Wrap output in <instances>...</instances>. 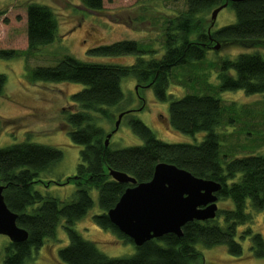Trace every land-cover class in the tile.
Returning <instances> with one entry per match:
<instances>
[{
    "label": "trees",
    "instance_id": "trees-1",
    "mask_svg": "<svg viewBox=\"0 0 264 264\" xmlns=\"http://www.w3.org/2000/svg\"><path fill=\"white\" fill-rule=\"evenodd\" d=\"M103 1L83 0V4L89 10L99 12L104 6ZM186 1L185 10L165 20L164 53L161 56L152 55L156 51L149 50L147 45L135 39H124L93 47L91 52L113 57L136 55L135 62L130 65L92 63L64 55L56 65L28 69L29 78L34 82L83 85L72 96L78 109L67 112L65 117L72 142L82 146L80 162L76 174L65 182L58 180L59 183L72 181L77 190L72 198L62 201L44 195L36 187L37 184L53 182L45 181L41 176L63 158L62 151L56 146L23 141L2 147L0 185L5 186L4 201L11 211L18 214V225L29 233L23 242L8 240L2 264H26L32 257V251L45 243V238L55 237L61 218L65 220L64 229L70 240L59 250L60 260L66 264H205L198 244L206 248L225 245L229 253L237 256L243 253L242 243L237 240L239 227L251 221L253 210L264 209V154L237 155L226 150L224 141L229 136L225 131L235 127L234 123L243 119L247 111H242L234 101L230 105L225 104L220 93L264 94V52H241L236 58L220 60L219 85L215 92L208 91L207 78L201 82L206 84L202 87L203 94L187 93L177 99L168 97L167 90L173 70L206 59L209 49L219 43L220 47L264 49V0L230 1L228 5L235 11L236 22L215 31L211 23L208 24L207 15L226 0ZM26 30L27 50H0V54L7 58L19 55L27 58L36 55L42 46L56 41L59 28L53 8L30 2L27 5ZM147 53L152 56L145 57ZM126 76L137 79L138 85L152 88L161 101L171 99L169 118L172 128L190 136L205 132L203 140L192 144L168 143L157 138L141 119L131 116L128 119L131 128L144 143L113 149L109 141L107 146L105 140L110 132L105 131L99 119L112 120L114 117L110 109L124 100L121 84ZM5 83L6 75L0 72V95ZM211 92L213 94L210 95ZM246 134L250 132L246 131ZM162 161L174 163L197 177L220 182L222 187L217 193L218 200L230 201V206L226 209L219 207L214 219L187 222L182 228V236L167 233L136 246L111 223L107 215L130 186L114 180L109 170L123 171L142 183L152 179L155 166ZM93 189L98 191L102 208L100 214L93 216L96 224L113 231L121 241L135 245L134 255L109 257L98 248L95 240L86 239L75 228L94 205ZM244 233L242 237L246 235L252 241L254 255L264 257L262 234L253 233L251 228Z\"/></svg>",
    "mask_w": 264,
    "mask_h": 264
},
{
    "label": "rangeland",
    "instance_id": "rangeland-1",
    "mask_svg": "<svg viewBox=\"0 0 264 264\" xmlns=\"http://www.w3.org/2000/svg\"><path fill=\"white\" fill-rule=\"evenodd\" d=\"M30 2L53 8L58 19V36L56 41L42 46L36 55L27 58L20 55L7 58L0 54V72L6 75V85L0 95V149L23 141L59 148L63 158L51 171L41 176L45 181L53 182L49 185L37 184L36 187L44 195L66 201L75 194L77 186L72 181L59 183L58 180L65 182L68 177L76 174L82 146L72 142L65 117L67 112L78 109L72 96L83 85L75 82H34L29 78V70L56 65L64 55H73L77 59L92 63L130 65L135 62L136 55L113 57L91 52L93 47L124 39H135L140 44L147 45L149 50L156 51L152 55L161 56L164 53L165 20L168 17L174 18L175 14L185 10L187 1L104 0L101 11L95 12L84 6L83 0H0V50H27V5ZM236 20L234 9L228 5L218 13L212 30H218ZM207 21L208 24L212 23L211 14L207 15ZM256 50L264 52V49L235 46L209 49L206 59L172 71L168 97L180 99L187 93L203 94L202 87L206 85L201 83L203 78L208 80V91L215 92L219 85L220 63L227 58H236L241 52ZM152 55L147 53L144 56L149 58ZM121 87L124 100L110 109L114 114L112 120L102 118L99 119L100 124L106 132H110L117 122L118 113L136 111L127 113L122 118L117 132L110 139L113 149L144 143L131 128L128 120L131 116L141 119L154 131L157 138L165 142L192 144L203 140L205 132L190 136L172 128L169 118L171 99L161 101L152 88L138 85L137 79L132 76L124 77ZM220 94L225 104L230 105L234 101L242 111H247L243 119L234 123L235 127L225 131L229 136L224 141L226 150L237 155L256 152L264 154V94L248 95L242 91H222ZM246 131L250 134L247 135ZM91 194L94 205L77 222L75 228L86 239L95 240L98 248L109 257L124 258L134 255L135 245L121 241L113 231L96 224L93 216L100 214L102 208L99 206L97 189H93ZM218 204L221 209H226L230 206V201L219 200ZM64 224L65 220L61 218L55 237L45 238V243L38 250L32 251V257L26 264H66L59 257L60 248L70 243ZM250 228L253 233H260L264 237V209L253 210L251 221L239 227L237 240L243 246L240 256L229 253L225 245L206 248L198 244L205 264H264V257H257L251 251L252 241L246 235L242 237L245 230ZM8 240V236L0 234V264L6 255Z\"/></svg>",
    "mask_w": 264,
    "mask_h": 264
},
{
    "label": "water",
    "instance_id": "water-1",
    "mask_svg": "<svg viewBox=\"0 0 264 264\" xmlns=\"http://www.w3.org/2000/svg\"><path fill=\"white\" fill-rule=\"evenodd\" d=\"M230 1L238 3L244 0H226L223 5L217 6L211 14V26H214L218 13ZM219 47L220 43L214 49L218 50ZM130 112L131 110H127L118 114L115 128L105 140L107 146L110 138L117 132L123 116ZM109 174L117 182L130 186L107 215L111 223L131 238L136 246L167 233L182 236V228L187 222L207 221L217 216V193L221 190V183L197 177L174 163H158L152 179L142 183L123 171L110 169ZM4 187L0 185V234L8 236L11 242H23L28 239L29 233L18 225V214L11 211L6 200L4 201Z\"/></svg>",
    "mask_w": 264,
    "mask_h": 264
}]
</instances>
